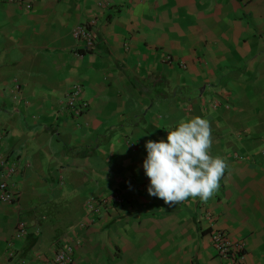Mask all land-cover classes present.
<instances>
[{
  "label": "crops",
  "instance_id": "1",
  "mask_svg": "<svg viewBox=\"0 0 264 264\" xmlns=\"http://www.w3.org/2000/svg\"><path fill=\"white\" fill-rule=\"evenodd\" d=\"M28 1L0 0V132L19 163L0 264H54L68 243L71 264H264V0ZM93 17L86 50L72 29ZM196 116L228 167L207 202L169 206L148 195L145 144ZM214 229L242 260L217 254Z\"/></svg>",
  "mask_w": 264,
  "mask_h": 264
},
{
  "label": "clouds",
  "instance_id": "2",
  "mask_svg": "<svg viewBox=\"0 0 264 264\" xmlns=\"http://www.w3.org/2000/svg\"><path fill=\"white\" fill-rule=\"evenodd\" d=\"M167 132V142L149 140L145 144L143 169L150 180L148 195L169 206L189 196L207 202L228 167L223 158L210 155L213 138L209 121L196 116L181 120Z\"/></svg>",
  "mask_w": 264,
  "mask_h": 264
},
{
  "label": "built area",
  "instance_id": "3",
  "mask_svg": "<svg viewBox=\"0 0 264 264\" xmlns=\"http://www.w3.org/2000/svg\"><path fill=\"white\" fill-rule=\"evenodd\" d=\"M17 5H20L25 8H31V3L28 0H10ZM98 6L104 5V1L98 0ZM97 20L93 17L90 18L87 22L77 24L72 29V35L76 40H79L82 43V46L86 50L91 49L94 46V25H96ZM80 56L82 53L77 52ZM79 88H71L68 91L64 106L67 107L72 116L78 118L82 115L83 111L88 107L89 103L81 98L79 94ZM4 133L0 132V200L2 202L10 203L17 199L18 196V184L13 180V177L19 172V163L17 155L11 156L7 151L3 149V140ZM146 185L149 187L150 182H146ZM101 204H104L106 200L101 199ZM111 202L120 203L123 201L122 197L118 194H115L110 200ZM90 213L88 220H93L96 215L100 212L99 204L90 206ZM26 233L24 229L23 222L18 225L17 232L15 233L16 238H21ZM211 239L214 244V248L217 254L221 258H229V255L234 251L239 260H242L244 257V243L241 240H235L229 237L221 229H214L211 234ZM77 244L79 243L76 242ZM73 251L74 244L68 243L63 247L57 249L52 254V262L54 264H71L73 261ZM12 255V252L9 253V256Z\"/></svg>",
  "mask_w": 264,
  "mask_h": 264
},
{
  "label": "rangeland",
  "instance_id": "4",
  "mask_svg": "<svg viewBox=\"0 0 264 264\" xmlns=\"http://www.w3.org/2000/svg\"><path fill=\"white\" fill-rule=\"evenodd\" d=\"M4 132V131H3Z\"/></svg>",
  "mask_w": 264,
  "mask_h": 264
}]
</instances>
